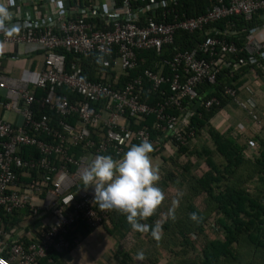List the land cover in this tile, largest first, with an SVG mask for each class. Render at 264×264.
Masks as SVG:
<instances>
[{
    "label": "built area",
    "instance_id": "2783aa9c",
    "mask_svg": "<svg viewBox=\"0 0 264 264\" xmlns=\"http://www.w3.org/2000/svg\"><path fill=\"white\" fill-rule=\"evenodd\" d=\"M178 3L0 0V10L6 13L0 19V89L4 91L0 94V264H39L50 250L70 261L69 228L81 221L98 228L109 219V209L99 208L93 189L85 190L81 180L96 155L113 152L123 156L135 143L146 141L154 146L150 155L162 159L155 153L160 151L168 157L181 144L197 141L190 129L194 112L189 105H196V99L206 108L220 104L216 97L201 101L198 88L204 83L216 84L221 69L232 72L246 63L233 39L239 31L231 18L243 16L251 21L257 17L258 26L245 36V50L251 60L257 55L264 57V0H216L205 13L184 18L175 13ZM227 19L225 26L218 24ZM204 29L206 37L197 47L171 48L178 31ZM167 46L169 55L127 82L121 81L122 72L140 66V50L162 51ZM16 51L31 65L35 56L38 58L39 66L28 71L36 75L33 80L13 79L4 73V58ZM67 52L93 62V79L77 63L68 64ZM166 82L170 92L162 89ZM64 87L76 97L62 93ZM38 90L43 94L38 96ZM145 90L160 92L161 100L154 104L143 100ZM225 92L261 123L252 102L242 100L237 88L226 86ZM41 105L58 118L38 116L36 107ZM4 112L19 116L20 121L3 116ZM149 114L155 115L154 127L159 132L155 140L147 127H130L132 118ZM80 145L90 151L72 155L70 147ZM29 146L38 154L24 157L20 152ZM247 150L250 155H259L258 142L250 140ZM18 169L23 170V176H33L30 171H36L37 176L22 182ZM25 209H29L28 217L42 211L52 216L37 227L35 240L32 235L24 236L31 238L28 245L18 237L19 226L6 229L2 218L3 212ZM53 262L49 258L47 264Z\"/></svg>",
    "mask_w": 264,
    "mask_h": 264
},
{
    "label": "trees",
    "instance_id": "16d2710c",
    "mask_svg": "<svg viewBox=\"0 0 264 264\" xmlns=\"http://www.w3.org/2000/svg\"><path fill=\"white\" fill-rule=\"evenodd\" d=\"M215 3L216 0H179L175 13L180 18L196 17L205 13ZM227 21L228 19L218 24L225 26ZM230 21L239 31L233 39L246 63L232 72L221 69L216 84L204 83L198 88L201 101L216 97L220 104L214 103L206 108L198 105L200 99H196V105H189L194 112L190 129L194 131L197 141H190L187 145L181 144L178 151L168 157L160 151L155 153L163 160L157 170L158 184L163 191L166 190L170 204L163 207L159 205L150 217L137 218V227H133L126 216L117 210H109V219L98 228H91L82 221L74 223L68 230L71 251L91 244L95 240L96 231H99L101 236L98 245L105 242L115 244L118 264H264V134L248 136L239 127L220 130L216 126L222 109L232 103L239 106L225 92V87H235L240 93L247 82H250V77L253 78V73L264 77V57L257 55L253 56L255 60H251L245 50V36L253 27L258 26L259 21L257 17L246 21L243 16L231 18ZM205 37V29L195 32L178 31L176 42L171 48L176 46L183 50L193 49ZM169 49L167 46L162 51L140 50V66L122 72L121 81L125 83L143 72L144 68L153 67L157 60L170 54ZM66 55L69 65L72 62L77 63L84 73L93 79L95 70L90 59L72 52H67ZM169 71L168 69L167 78ZM169 87L170 83L166 82L162 89L170 92ZM60 91L70 98L76 97L66 87ZM42 94L43 91H37L38 96ZM142 95L143 100L150 104L161 100L160 92L145 90ZM253 106L258 112L257 106ZM36 109L38 116L49 114L55 119L58 118L46 105ZM136 120L139 122L136 123ZM154 120V114L132 118L130 127L135 130L147 127L155 140L159 132L154 127ZM76 121L74 118L73 123ZM91 131L96 133L95 129ZM95 138H98L97 134ZM250 140L258 142L259 155L248 153ZM138 144L140 143L134 145ZM150 146L152 150L154 146ZM35 149L31 146L24 147L20 154L24 157L37 155ZM82 149V145L70 147V152L77 156L90 151ZM108 155L114 159L122 157L121 154L113 152ZM22 171H17L20 181H28L37 176L36 171H30L33 176L24 177ZM183 186L187 187V193L178 194ZM169 189L173 190L170 191L172 195ZM26 213H30L29 209L13 214L3 212L6 229L18 227L20 223L25 225L22 221ZM131 233L139 240H148L153 250L143 251L142 256L138 257L136 249L134 252L124 245V240ZM35 239L36 236L32 237V240ZM30 240V237L23 236L20 241L28 245ZM49 258L53 259V264H64L61 253L54 250H50L48 256L40 259L39 264H47Z\"/></svg>",
    "mask_w": 264,
    "mask_h": 264
},
{
    "label": "clouds",
    "instance_id": "9594fccd",
    "mask_svg": "<svg viewBox=\"0 0 264 264\" xmlns=\"http://www.w3.org/2000/svg\"><path fill=\"white\" fill-rule=\"evenodd\" d=\"M5 15L0 10V19ZM150 152V144L144 141L132 145L119 159L96 155L81 175L85 190L93 189L99 208L121 212L133 227H137V218L152 216L164 198Z\"/></svg>",
    "mask_w": 264,
    "mask_h": 264
},
{
    "label": "crops",
    "instance_id": "0c3cea01",
    "mask_svg": "<svg viewBox=\"0 0 264 264\" xmlns=\"http://www.w3.org/2000/svg\"><path fill=\"white\" fill-rule=\"evenodd\" d=\"M261 34H263V33H261ZM38 66H39V61H38V58H36V56H35V61L32 62V65H31L30 62L25 57L17 56V51L15 53H13V55L11 54L8 57L4 58V60H3L4 73L6 74V76L12 77L13 79H19V78L25 77L27 79L33 80L36 75L28 73L29 67L32 70H35ZM253 78L250 77V79L251 80L253 79V80L252 81L250 80V82H247L248 84H246L241 89L239 96L242 100H246L249 103L252 102L251 104H255V106H257V110H258L260 117H261V120H262L261 123L254 121L252 118H250L241 109L240 106L234 105L233 103L229 104L227 107L222 109L219 112L220 116H218V121L220 123H222L223 120L226 117H228L229 121L231 122V124L234 128H235L237 123L244 122L246 125L248 136H254V135H258V134L263 135L264 134V77H258V75L256 73H253ZM250 83L254 84V85L256 84L257 86H259V87H257V90L254 87H252L250 85ZM3 93H4V91L0 89V94H3ZM255 93H257V94H255ZM252 94L256 95V96H252ZM0 113H1V111H0ZM2 115L6 116L8 118L14 119L16 122L20 121L19 116H16L14 114H5V112H4V113H2ZM238 125L240 126V124H238ZM240 130H242V129L240 128ZM150 158L153 159L154 157H152L150 155ZM154 159H156V158H154ZM24 177H27V176H24ZM22 182H25V181H22ZM51 217L52 216L48 211H42V212H40L39 215H37L35 217H28V214L26 213L25 217L22 221L25 225L20 224L18 229H17L18 237L30 236V235H32V237H34V236L37 237L38 236L37 227H39L41 224L49 221L51 219ZM100 236H101V233L99 231H96V234L94 237L95 240L91 243L92 244L91 248H95V246L98 245V241L100 239ZM113 245H114V247H113ZM81 248L82 247L77 248V249H81ZM77 249L70 252V255H69L70 261H66V262L63 261L64 264L74 263L75 260H77V257L75 256V254H77ZM114 249H116V245L111 243V242H105L103 245L100 244V246H99V250L101 252L100 257H102L106 253L104 255L106 263H103V264H118V259L115 256L116 252ZM110 250H112V251H110ZM102 261H103V257H102ZM97 262H99V261H97ZM95 263L96 262L90 260V261H87L86 264H95ZM74 264H76V263H74ZM77 264H84V262L77 261Z\"/></svg>",
    "mask_w": 264,
    "mask_h": 264
},
{
    "label": "rangeland",
    "instance_id": "374dc122",
    "mask_svg": "<svg viewBox=\"0 0 264 264\" xmlns=\"http://www.w3.org/2000/svg\"><path fill=\"white\" fill-rule=\"evenodd\" d=\"M254 79V78H253ZM252 79V80H253ZM251 80V79H250ZM251 80V81H252ZM250 85L252 86V87H254L256 90H257V87H259V86H257L256 84L254 85V84H251L250 83ZM259 89V88H258ZM255 94H257V93H255ZM252 96H256V95H253L252 94ZM258 100V99H257ZM259 101V100H258ZM237 110V109H236ZM237 112V111H236ZM235 112V113H236ZM238 124H240V126L238 125ZM218 128H220V130H227L229 127H233L232 126V124H231V122L229 121V118L228 117H226L224 120H223V122L222 123H220L219 121L217 122V125H216ZM237 127H239V128H241L244 132H245V134H247V129H246V125H245V123L244 122H239V123H237L236 124V126H235V128H237ZM154 159V158H153ZM152 158H151V162H152V165L154 166V168L156 169V171L158 170V168H159V166H160V164H162V162H163V160L162 159H159V158H156V159H154L153 160ZM158 187H160V189H161V186L158 184ZM162 190V189H161ZM170 191H173L172 189H169V193L172 195V193L170 192ZM187 191H188V189H187V187H185V186H183L182 188H181V191H179L178 192V194H185V193H187ZM162 192H163V200H162V202H161V204L160 205H162V207L165 205H169L170 204V199H167V192H166V190H162ZM176 196V195H175ZM96 234V233H95ZM135 234H133V233H131V234H129L128 236H127V238L124 240V245L125 246H127L129 249H133L134 250V252H135V249H136V252L137 253H142L143 251H146V250H149V251H152L153 250V247L150 245V243H149V241L148 240H144V238L143 239H141V240H139V239H137V238H135V236H134ZM113 247H114V245H113ZM115 250V249H114ZM110 251H112V250H110ZM100 250H99V246L98 245H96L95 246V248H91V244H88L85 248H81V249H77V254H75V256L77 257V260H75V262L74 263H76L77 264V261H80V262H84V264H86L87 263V261H90V260H92V261H94V262H96L95 264H103V263H106V260H105V258H104V255L106 254H104L102 257H103V261H102V257H100ZM104 253V252H103ZM111 253V252H110ZM109 253V254H110ZM112 255V254H111ZM113 256V255H112ZM246 256V255H245ZM97 261H99V262H97ZM72 262V261H71ZM163 262H165L164 260H163ZM74 263H70V264H74Z\"/></svg>",
    "mask_w": 264,
    "mask_h": 264
}]
</instances>
